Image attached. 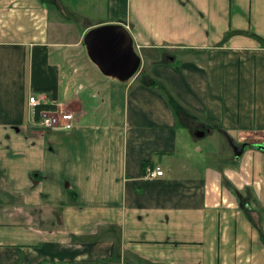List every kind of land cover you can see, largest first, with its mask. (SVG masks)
Masks as SVG:
<instances>
[{
	"label": "crops",
	"instance_id": "0c3cea01",
	"mask_svg": "<svg viewBox=\"0 0 264 264\" xmlns=\"http://www.w3.org/2000/svg\"><path fill=\"white\" fill-rule=\"evenodd\" d=\"M106 1L95 25L140 59L125 82L57 0H0V264H264V0Z\"/></svg>",
	"mask_w": 264,
	"mask_h": 264
},
{
	"label": "water",
	"instance_id": "95a60500",
	"mask_svg": "<svg viewBox=\"0 0 264 264\" xmlns=\"http://www.w3.org/2000/svg\"><path fill=\"white\" fill-rule=\"evenodd\" d=\"M82 44L88 60L105 77L125 82L139 68V56L129 33L120 24H102L88 29L83 34ZM202 135V132L195 133V137Z\"/></svg>",
	"mask_w": 264,
	"mask_h": 264
},
{
	"label": "rangeland",
	"instance_id": "374dc122",
	"mask_svg": "<svg viewBox=\"0 0 264 264\" xmlns=\"http://www.w3.org/2000/svg\"><path fill=\"white\" fill-rule=\"evenodd\" d=\"M57 1L60 4V7L64 8V14L58 12L57 16L60 19L62 18L63 20H65L67 18V21L63 23L64 29L69 28V26L71 25V26H73L75 31L79 32L85 26H88L90 24L94 25L93 27H95V26H98L95 24H98L99 22L105 21L107 19V17H106L107 14H110V9L108 8V3L106 0H75V2H73L71 0H57ZM43 2L45 4V6L48 7L49 11L55 12V8L49 2V0H43ZM72 5H73V8H71ZM112 14H113V11H112ZM117 18L119 20L120 17H117ZM66 25H68V26H66ZM165 59L169 60L166 57V55H165ZM139 68H140V65H139ZM139 68H138V70H139ZM147 83L149 84L148 80H147ZM156 88L159 90L160 93H161V90L163 92H165V95L167 97V101H174L173 105L175 104V106H178L176 98H173V96L169 92H167L165 88H161V87H156ZM169 106L171 108V105H169ZM53 113L54 112L50 111V114H53ZM56 113H60V112H56ZM72 120H73V118L71 116V122H72ZM249 142H252L254 144H256L257 142H260L261 144L264 143L263 141H260V140H257V141L250 140ZM200 143H201V146H210L211 148L214 147V142L209 141L208 138H204L203 140H201ZM218 145H219V147L217 149L216 157L218 159H221L223 157L224 161H226V157L229 156V153H230L229 150L230 149L228 148V146L226 144L222 143L220 140H218ZM262 145H264V144H262ZM213 156L214 155L212 153V157ZM208 159L209 158L206 157V152L203 153V159H202L203 162H205L207 164L210 163L212 158L210 160H208ZM222 166H223V164L219 165V167H222Z\"/></svg>",
	"mask_w": 264,
	"mask_h": 264
},
{
	"label": "built area",
	"instance_id": "2783aa9c",
	"mask_svg": "<svg viewBox=\"0 0 264 264\" xmlns=\"http://www.w3.org/2000/svg\"><path fill=\"white\" fill-rule=\"evenodd\" d=\"M27 104L30 107L31 113L34 107L37 106L38 101L35 97L31 96L27 99ZM38 125L46 130H69L71 128V116L66 113H53L42 111L39 113ZM162 172L157 168H147L145 171V179H153L160 177Z\"/></svg>",
	"mask_w": 264,
	"mask_h": 264
},
{
	"label": "trees",
	"instance_id": "16d2710c",
	"mask_svg": "<svg viewBox=\"0 0 264 264\" xmlns=\"http://www.w3.org/2000/svg\"><path fill=\"white\" fill-rule=\"evenodd\" d=\"M232 33H227L226 35H231ZM225 35V36H226ZM251 37H253L254 39H256V40H259L260 41V39L259 38H257L256 36H254V35H251ZM173 101H170V105H171V110L174 112V113H177L178 111H179V108L177 107V106H175V104L173 105Z\"/></svg>",
	"mask_w": 264,
	"mask_h": 264
}]
</instances>
